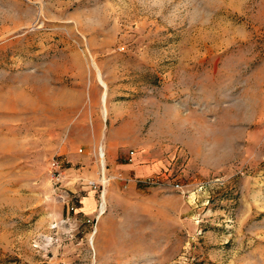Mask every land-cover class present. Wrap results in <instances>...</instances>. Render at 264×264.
Instances as JSON below:
<instances>
[{"label": "rangeland", "instance_id": "1", "mask_svg": "<svg viewBox=\"0 0 264 264\" xmlns=\"http://www.w3.org/2000/svg\"><path fill=\"white\" fill-rule=\"evenodd\" d=\"M0 264H264V0H0Z\"/></svg>", "mask_w": 264, "mask_h": 264}, {"label": "built area", "instance_id": "2", "mask_svg": "<svg viewBox=\"0 0 264 264\" xmlns=\"http://www.w3.org/2000/svg\"><path fill=\"white\" fill-rule=\"evenodd\" d=\"M130 154H133V152H130ZM48 173L50 175V178L57 183L63 179L64 172H63V170L60 169V165L57 161L53 160L49 163ZM107 181H108V178H106L105 172H102L100 184L103 185ZM176 187H178V185H176ZM102 197H103V193H102Z\"/></svg>", "mask_w": 264, "mask_h": 264}, {"label": "bare ground", "instance_id": "3", "mask_svg": "<svg viewBox=\"0 0 264 264\" xmlns=\"http://www.w3.org/2000/svg\"><path fill=\"white\" fill-rule=\"evenodd\" d=\"M97 79H98V81H99V83L103 86V88H104V90H103V94H102V101L104 102L105 101V98H106V85H105V83L102 81V79H101V77H100V75H99V73H97ZM104 163L102 162V172H104ZM105 191H103V201H101L102 202V204H101V207H100V211H99V214H98V217L104 212V209H105V207H104V203H105ZM90 243L91 244H93V236H91V238H90Z\"/></svg>", "mask_w": 264, "mask_h": 264}]
</instances>
